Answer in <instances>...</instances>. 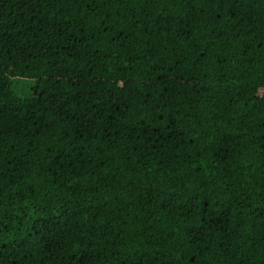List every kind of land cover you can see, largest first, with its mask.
Masks as SVG:
<instances>
[{
  "label": "trees",
  "instance_id": "1",
  "mask_svg": "<svg viewBox=\"0 0 264 264\" xmlns=\"http://www.w3.org/2000/svg\"><path fill=\"white\" fill-rule=\"evenodd\" d=\"M0 264H264V0H0Z\"/></svg>",
  "mask_w": 264,
  "mask_h": 264
},
{
  "label": "rangeland",
  "instance_id": "2",
  "mask_svg": "<svg viewBox=\"0 0 264 264\" xmlns=\"http://www.w3.org/2000/svg\"><path fill=\"white\" fill-rule=\"evenodd\" d=\"M21 82L27 86L35 84L41 93L52 94L70 102L117 100L122 95L120 87L116 84L99 85L92 82L70 84L62 80L48 81L47 79H40V81L22 80Z\"/></svg>",
  "mask_w": 264,
  "mask_h": 264
}]
</instances>
